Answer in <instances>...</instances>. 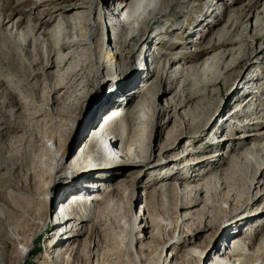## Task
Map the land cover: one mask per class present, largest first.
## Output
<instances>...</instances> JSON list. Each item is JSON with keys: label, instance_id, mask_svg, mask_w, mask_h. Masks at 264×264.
Here are the masks:
<instances>
[{"label": "bare ground", "instance_id": "obj_1", "mask_svg": "<svg viewBox=\"0 0 264 264\" xmlns=\"http://www.w3.org/2000/svg\"><path fill=\"white\" fill-rule=\"evenodd\" d=\"M57 1L60 4H65V6H59L58 3L54 5V2H52L49 4L50 8L46 9V11L33 9V13H38V15L32 17L33 14H29L28 16H30V19L27 23L24 16H19L14 22L12 20L9 21L7 25L5 21L2 22L0 19V28L12 25V31L10 30L11 33H7L9 38L13 36V30L16 31V34H14V43L17 45L20 52L22 50V55L31 56L33 59L31 62L33 63H37L38 60L41 61L39 62L40 66L32 69L31 73L28 75L27 84L31 86L34 91L38 88L40 89V86H42L41 93L43 94L42 96L45 97V102H43L44 104L41 105V108L35 110L33 108L34 112L27 113V124L31 127L29 130L26 129L24 123L20 124L13 118V114H16V112L20 110L21 105L18 104L14 98H9V100H7V103L10 102V105H15V109H11V115L13 117L9 118V122L0 120V143L5 141L6 138H9V136L10 138L18 136L17 133L21 130H24L25 134L22 137L18 136L19 141H21L18 142L20 144L27 141V145H33L34 142L36 144V142H40L42 139V146H40L42 148L41 152L45 153L41 154L42 156H46L50 162L49 165H47L48 167H46L48 172L45 175V182L48 178L51 180V167L54 166L56 168L55 165L57 162H61V156L58 157V155L61 153L64 141L61 137L55 136L52 133L49 134L48 132L46 136L43 134L46 139L44 140L41 136L42 134H37L38 131L36 133L33 132L32 125L34 126L40 120H45V117L49 114L52 115V113L57 116L55 119L61 122H67L69 119V128L73 123L69 114H72L71 112L74 113L77 106L71 107V112H64L65 108L61 110V106L63 107L69 98L70 91L72 92L73 88L76 89L70 83L71 81L68 80L71 76H69V73V77L61 76V73H63L62 70L66 65L69 62L75 65L77 61H80L79 57H81L82 54V56L88 55L90 59L89 62L92 65V69L89 71V74H87V77L89 76L88 81L90 79V74L93 73L94 78L96 77L98 80L97 82H99L102 88L111 82L115 84L114 87L119 90L120 88L124 89L123 84L129 78L127 71L125 72L124 69H121V61H123L125 49L129 46L131 41L137 40L139 41L140 47L146 46L143 47V59H140L138 62L139 64L146 62V58L150 56L151 53L149 51L152 48L154 53L152 60L153 64H146L145 70L142 72L147 73L146 79L138 83V85L137 83L132 84L133 87L131 89L136 88L134 94H132L133 91L130 93H124L123 91L121 95L114 97L111 100L112 108L99 116V122L92 123L93 118L96 116L95 110H92L89 114L79 119L78 130L75 131L71 141V149L76 146L79 151L78 154H75L72 162L68 166L70 170H68L67 180H65L64 184L75 182L77 178H79V174L81 173H78L76 168L79 157L90 153H93L95 156L104 155L105 157H111L100 169L114 168L116 171L113 172L112 175H117L118 177L112 180L111 183L103 189L105 190V194L98 193L102 191L101 186L103 184L110 182L105 175H103V179L101 180V186L99 185V180L89 182V180L86 179V182L82 183L79 188L71 190L66 199H59L54 210L56 193L57 190L60 189V187L56 185L57 187L55 188L53 196L45 200L47 203L50 201L51 211L52 209L54 210L53 213L55 216L53 220L51 219V224L53 227L56 226L57 229L55 228L56 231L52 236L53 239L49 240L46 244L45 250H47V253H44V255L40 257V264H107L106 258L104 257L103 239V236L106 235V228L104 229L103 227V220H100V213L104 211L105 206H108L112 202V195H115L114 197L123 195L121 192L122 187H116L114 184L117 180L123 178L124 175L138 173H143L144 175L153 174L157 170L162 171L163 175L162 177L158 176L160 179L157 178L156 181L153 182L152 186L156 187L151 191V194L160 195L166 191H171V188L175 187L177 195L176 208L179 209L178 215L176 216L177 221L176 224H173L171 221V223L169 222L165 227H162L160 222L151 213H148V215H146L147 217L143 216L142 208L139 215L132 216L133 228L131 229L132 239L129 254H132L135 264L151 263L150 246L157 238L161 237L163 233L168 236L167 241L162 244H157L155 253L156 262L152 264H264V233L262 234L263 230H261V228L258 230V235L248 234V232L244 230L245 227L240 231H234V233H239L231 240L230 244L225 246V243H223L221 246L213 247L212 254L208 252V246L204 245V242L198 241L202 235V231H209L211 227L210 223L206 220L205 222L201 221L198 225H195L194 220L197 218L196 214L205 215L207 213L206 209L209 206H214V198L219 195L222 197L226 194L228 196L227 200L231 203L239 199H230L232 195L229 190L228 175L231 173L232 168L220 169V167L227 163V161L223 159V157L226 156L222 153L221 155L217 152L214 153L215 155H213V157L219 156V158L211 161L209 159L205 162L209 164L212 161H217L215 165H210L211 169L208 170V172L201 168L194 173H192L191 170L198 166L195 162L206 160L210 157L204 155H187V157H185L184 154L174 156L178 151V147L173 145L175 140H178L176 144H179L181 149L185 144L193 142L194 137L191 136L193 131L190 128L193 124L184 123L189 133H181V137L176 136L172 142L168 143L170 146L162 148L157 158L158 161L156 159L151 160V156L148 155L149 149L148 147L146 148L147 138L145 135L147 128L145 123L148 125V120L145 118L147 108L146 99L148 94H153L151 89L154 88V86H152L154 80L149 85L143 86L147 78L156 71L157 67L155 64L163 56L161 55L163 53L162 51L156 52L158 47L156 48V45L153 44L157 39L156 37H160L162 33L154 31V33L156 32L154 36V33L151 34V31L160 19L162 20V18H165L169 14H162L163 10L168 7V2L166 0H73L71 3H68V0ZM209 2L212 8L219 4L216 5V0H209ZM237 3L236 0H233L220 3L219 5L223 7H220V9L222 8L223 10H225L226 7V10L233 8V12L236 13V9L239 10L238 8H234ZM263 5L264 0H252L246 9L251 11L249 12L251 13V17L254 16L255 13L256 24L261 22L260 15H264ZM85 8L88 9L84 10ZM98 10L100 11L101 20L96 17V12H98ZM86 17L89 18L85 20ZM238 18L240 19L237 21L236 27L241 26L243 23L242 18ZM24 24H26L28 32H23L25 29H21V32L17 34L20 27ZM111 28L114 29L112 35L110 36V34H107V38H105L104 33L106 35V30L108 33V30ZM100 31L103 32V34H101V39L96 40L98 36H100ZM260 38L261 36H254V40ZM11 40H13V38ZM30 42L33 46L32 49L25 47V45L30 46ZM231 42L235 43V41ZM263 51L264 50L260 53ZM205 53H207L206 60L203 62L198 61L192 64L193 62L191 61V63L188 64L183 60L180 62V60L174 59L168 69L165 67L162 71L159 68L157 71L155 82L158 83L160 80H164L169 85V92L176 88L178 90V92H176L177 95L180 94L181 96V102L174 108L176 112H179V108L183 107L184 103L198 97L197 92L193 94L188 93V91L192 90L189 86V76L193 72L206 70V66L210 62L214 63V57L211 58L208 56L209 51ZM104 64H107V66L110 64V75H108L109 77L106 76V78H102L101 76V69L104 67ZM79 66L80 63L75 65L74 68L77 67V70ZM137 69L134 68L135 71H138ZM83 75L82 78H84ZM254 81H256V77L252 78V80L246 84L247 89L241 94L246 93L249 88H252L251 86ZM82 89H80V91ZM252 89L248 90L249 93L244 102L238 103L235 108H232L234 113L230 110L231 114L229 117L227 116V118L234 120V122L235 119L238 118L236 122H239L238 124L240 126L249 124L250 127L256 128L260 123L264 124V109L258 110V104L252 96L255 91H252ZM75 91L76 90H74V94ZM152 94L150 95L151 98ZM203 95L202 93V96ZM31 96L36 98L37 94L35 93ZM107 96H110V94L106 92L105 97ZM138 96L139 99L136 102ZM107 98L106 100H109L107 102H110V97ZM125 98L127 103L122 102ZM134 102L136 104L132 106ZM169 104H172L170 106H174L173 102ZM30 105H32V103ZM53 106L56 107L53 108ZM160 110L161 109H159V111ZM248 135L255 136L259 142H254L251 138L245 139L243 143L250 145L246 147L244 152L240 150L234 152L232 157H235L236 161L238 159L249 158L248 155L250 154L253 156L256 154L261 156L262 159L261 161L259 160V163L256 165L255 174L252 175L251 178L249 187L251 192L255 177L260 168L264 165V142H261L264 140V130L258 133L251 132L244 134L246 137ZM185 151L187 153V150ZM168 153L169 155H174L166 158ZM164 159L165 161H163ZM41 161H43L42 157ZM187 162L190 167H186ZM123 163H129L132 169H123ZM208 166L209 165L204 167L207 168ZM14 169V165L0 160V171L12 172ZM162 173L160 172L159 174ZM172 179L174 180L172 181ZM170 180L173 183L169 182ZM127 182L129 181L127 180ZM260 182L261 181H259V183ZM262 183H264V181ZM46 185L47 184L43 186ZM146 189L141 195L144 196L148 194ZM47 190L50 192L53 189H45V194L43 195L48 193ZM260 191L264 192V187L261 188ZM131 193L133 192L128 193L126 191L124 193V199H130ZM204 194H206V196H204ZM179 196L182 197L180 207H178ZM231 203L230 206L232 208L230 211L235 214L230 218L228 223L231 222V224H234L241 220V214H238L241 207L232 206ZM201 204H203V206L200 211L198 207L201 206ZM242 205L243 204H241V206ZM22 211L21 209L13 207L12 203L6 199H0V232L6 239L0 250V264H20L28 255L26 250H29L30 245L25 238L21 236L22 232L26 230L20 218L23 216ZM226 212H228V210ZM139 219L142 224L138 225L137 220ZM202 220H204V217ZM247 221L248 220L244 219L241 220L240 223L243 224ZM45 222L41 224L39 231L32 235V239L40 237ZM56 222L59 225H57ZM203 223L205 224L202 225ZM166 246L168 247V252L165 254ZM14 248L17 250L15 255L10 253L8 256L9 250ZM180 251H183L181 261L178 255ZM11 255L15 257V260L14 257H12L13 260L10 258Z\"/></svg>", "mask_w": 264, "mask_h": 264}, {"label": "rangeland", "instance_id": "obj_2", "mask_svg": "<svg viewBox=\"0 0 264 264\" xmlns=\"http://www.w3.org/2000/svg\"><path fill=\"white\" fill-rule=\"evenodd\" d=\"M72 1L73 0H68V3ZM166 1L168 2V7L163 10L162 14H169L155 24L151 34L156 31L164 35V31L160 29L161 26L168 21H174L175 28L172 30L173 34L171 37H175L174 41L178 42L177 35L182 37L186 34V39H181L182 44L172 45L170 47L166 46L168 49L162 50L163 53L161 55L163 56L155 64L157 67L156 71L147 78L143 86L149 85L154 80L152 83L154 88L151 89V92H153V94L151 93L152 98L150 96L151 94H148L146 99L147 108L145 118L148 120V125L145 123L147 127L145 132L147 138L146 148L148 147L149 149L148 155L151 156V160L156 159L158 161L157 158L159 157L161 149L170 146L168 143L172 142L176 136L181 137V133H189L185 125L193 124L192 127H190L193 131V134H191V136L194 137L193 142L185 144L181 149L180 145L176 144L178 140H175L173 145L178 147V151L175 155H169L168 153L166 158L181 154H184L185 157H187V155H204L210 157L206 160L195 162L198 166L191 170V172L194 173L201 168L208 172V170L211 169L210 165H215L217 161H212L209 164L205 162L209 159L211 161L219 158V156L213 157V155H215L214 153L217 152L220 153V155L222 153L226 156L223 157V159L227 161V163L220 167V169L232 168L231 173L228 175V185L231 188H229V190L232 195L230 199L239 200H234L231 203L227 200L228 196L226 194L222 197L219 195L214 198V206H209L206 209L207 213L205 215L196 214L197 218L194 220L195 225H198L201 221L205 222V220L210 223L211 229L209 231H202V235L198 241L204 242V245L208 246V252L212 254L213 247L221 246L223 243L230 244L231 240L239 233L236 232L234 234V231H240L245 227L244 230L247 231L248 234L258 235V230L261 228V230H263L262 234L264 233V192L260 191L261 188L264 187V183H262L264 181V165L260 168L255 177L251 192L249 190L252 175H254L256 171V165L262 158L258 154L255 156L250 154L248 155L249 158L235 161V157H232L234 152L238 150L244 152L246 147L250 145L243 143L245 139L251 138L254 142H259L255 136L248 135L246 137L244 134L261 132L264 130V124L260 123L256 128L250 127L249 124L240 126L238 124L239 122H236L238 118L235 119V122L227 118V116L229 117L231 114L230 110L234 113L232 108H235L238 103H242L247 99L249 89L253 88L254 90L252 89V91H256L255 87L264 86V51L260 53L264 50V15H260L261 22L256 24L255 13L254 16L251 17V13H249L251 11H248L249 9L246 10L252 0H236L238 3L234 8L239 9H236V13L233 12V8L226 10V7V9L223 10V7L219 5L220 3L233 0H216V5L219 4L213 8L210 6L209 0ZM52 2H54V5L58 3L57 0H0V19L2 22L5 21L7 25L9 21L12 20L14 22L19 16H24L27 23L30 19V16H28L29 14H33L32 17L38 15V13H33V9L46 11V9L50 8L49 4ZM205 3L206 6L204 8ZM58 5L65 6V4L60 3H58ZM220 7L222 8L220 9ZM87 9L88 8H85L84 10ZM192 11L194 12L192 13ZM196 14L200 15V18L198 17L197 19L199 26L193 23L191 24V22L188 21L190 23H188L185 28L183 24L185 23V19L190 16L191 20L194 22V19L197 18V16H195ZM96 17L101 20L99 10L96 12ZM238 17L242 18L243 23L241 26L236 27L235 25L240 19ZM88 18L86 17L85 20ZM205 23H207V25L204 30ZM11 29L12 25L0 28V120L9 122V118L13 117L11 115V109H15V105H10V102L7 103V100H9V98H14L18 104L21 105V108L16 114H13V118L20 124L24 123L26 129L29 130L31 127L27 124V113L34 112L33 108L34 110L41 108V105L45 102V97L42 96L43 94L41 93L42 86H40V89L38 88L39 90L37 89L34 91L31 86L27 84L28 75L31 73L32 69L40 66L39 62L41 61L38 60L37 63H33L31 62L33 61L31 56L22 55V50L20 52L17 45L14 43V34H16V31L13 30L14 34L11 38L7 36V33H11ZM21 29H25L23 32H28L26 24L20 27L17 34L21 32ZM112 31H114L112 28L108 30V33L106 30V35L104 33L105 38H107V34L111 36L113 33ZM156 32L153 34L154 36ZM101 34H103L102 31H100V36H98L96 40L101 39ZM198 35L200 38L195 42ZM255 35L261 36V38L254 40ZM12 38L13 40H11ZM156 38V41H158L159 36ZM231 41H235V43ZM25 47L28 49L33 48L31 42L30 46L25 45ZM143 47L144 46L140 47L139 41L134 40L131 41L129 46L125 49L123 61H121V69H124L125 72L127 71L129 78L123 84L124 89L120 88L117 90L116 87H114L115 84L111 82L102 88L99 82H97L98 80L96 77L94 78L93 73L90 74V79L88 81L89 76L87 77V74H89V71L92 69L88 55L82 56V54L81 57H79L80 61L78 62L76 60L77 64L80 63L79 69L76 70L77 67L74 68L77 64L74 63L75 65H73L69 62L62 70L64 74L61 73V76L69 77L71 75L69 79H67L71 81L70 83L76 88L73 89L78 91H75V95L72 89V92L70 91L71 94L69 93V98L67 97L68 100L66 104L63 105V107L61 106V110L65 108V110L63 109L64 112H71V107L77 106L76 111L69 114L73 123L69 128V119L67 122H61L56 120L55 118L57 116L52 113V115H47L48 117L46 116L45 120L38 121V119L36 120L38 121L37 124L34 126L32 125L33 132L36 133L38 131L37 134H42V138H44V135L46 136L48 133H52L55 136L61 137L64 141V146L62 147L61 153L58 155V157L61 156V162H57L55 165L56 168L52 166L50 169V174L52 176L51 180H49V178L46 182L44 180L48 172L46 167H48L47 165H49L50 162L46 156H42V154L45 153L41 152L42 148L40 146H42V139L40 142H36V144L34 142L33 145H27V141L20 144L18 142L21 141H19L18 138L25 134L24 130H21L17 133L19 137L13 136L14 138H10L9 136V138H6L5 141L0 143V160L8 162L15 167L12 172L0 171V199H6L12 203L13 207L24 211V213L22 211L23 216L20 218L26 230L22 232L21 236H23L30 245L29 250H26V253H28L27 257H25V260L20 264H40V257H42L44 253H47V250H45L46 244L49 240L53 239L52 236L56 231L55 228L57 229L56 226L53 227L51 224V219L53 220L55 216L53 211L59 199H66L70 191L79 188L82 183L86 182V179L89 180V182L99 180V185L101 186L103 175H105L110 182L103 184L101 186L102 191L98 193L105 194V190L103 189H105L112 180L118 177L117 175H112V173L116 171L114 168L100 169L111 157H105L104 155L95 156L93 153H90L79 157L76 168L78 173L81 174H79V178H77L78 181L76 180L75 182L64 184L65 180H67L68 170H70L68 166L72 162L75 154H78L79 151L76 146L71 149V141L75 131L78 130L79 119L89 114L92 110H95L96 116L93 118L92 123L99 122V116L112 108L111 100L114 97L121 95L123 91L124 93H130L131 91H133L132 94L135 93L134 91H136V88L131 89L133 87L132 84L137 83L138 85V83L143 82L147 75L146 72L142 73L145 70V65L153 64V48L149 51L151 54L146 58V62L138 63L140 59H143ZM207 51H209L208 56L211 58L214 57V63L210 62L206 66V70L193 72L189 76V86L192 90L188 91V93L193 94L197 92L198 97L184 103V106L179 108V112H176L174 108L181 102V96L180 94L177 95L176 92H178V90L176 88L169 92V85L164 80H160L158 83L155 82L158 69L160 68L162 71L165 67L168 69L174 59L180 60V62L183 60L188 64H190L191 61L193 62L192 64L198 61L203 62L206 60L207 53L205 52ZM134 68H138V71H135ZM109 71L110 64H108V66L104 64V67L101 69L102 78H106V76L110 75ZM82 75L84 78H82ZM255 77L256 81L253 82L252 88H249L246 93L241 94L247 89L246 84ZM80 89L82 90L80 91ZM106 92L110 94V96H107L110 97V102L106 100L108 99L105 97ZM35 93L37 97L33 98L31 95ZM202 93L204 94L203 96ZM138 99L139 96L136 102ZM122 102L127 103L126 98L123 99ZM168 102H173L174 106H170L172 104ZM31 103L32 105H30ZM135 104L134 102L132 106ZM54 107L56 106H53V108ZM159 109L161 110L159 111ZM50 115L51 118L49 119ZM185 122L186 124H184ZM44 140L46 139L44 138ZM208 141L209 143L206 145ZM261 142H264V140ZM183 150H187V153ZM41 157L43 161H41ZM163 161H165V159ZM122 165L123 169H132L129 163H123ZM207 165L209 166L205 168L204 166ZM188 166L190 167L187 162L186 167ZM160 172L162 173V171L157 170L154 173L152 172L153 174L144 175L143 173H138L124 175L123 178H120V180H117L114 184L116 187H122L121 192L123 195L119 197H114L115 195H112V202L108 206H105L104 211L100 213V220H103V227L104 229L106 228V235L103 236V239L104 257L106 258L107 264H135L132 254H129L132 239L131 229L133 228L132 216L139 215L141 208L143 216L151 213L160 222L162 227H165L169 222L171 223V221L173 224H176V216L178 215L179 209L176 208L177 195L175 187L171 188V191H166L160 195L151 194V191L156 187L152 186L153 182L163 175V173L159 174ZM126 179L129 182H127ZM173 180L174 179H172V181ZM172 181L170 180L169 182ZM259 181L261 182L259 183ZM45 184L47 185L43 186ZM56 185H58L60 189L57 190L55 197L56 203L54 210L52 209L51 211V203L50 201L47 203L45 199H50L53 196L55 188L57 187ZM47 188L53 190L50 192L47 190L48 193L43 195ZM145 189L148 194L143 196L141 193L144 192ZM126 191L128 193L133 192L130 195L131 197L129 196L130 199H124V193ZM204 196H206V194H204ZM181 198L182 197L179 196L178 207H180ZM230 203L232 206L241 207L238 214H241V220H248L247 222L241 224L240 220L234 224H231V222L228 223L230 218L235 214L230 211L232 208ZM241 204L243 205L241 206ZM202 206L203 204L198 207L200 211L202 210ZM227 210L230 213L226 212ZM203 217L204 220H202ZM43 222H45V225L40 237L32 239V235L39 231ZM57 222L59 223L58 220ZM58 223L57 225H59ZM137 224H142L140 219L137 220ZM204 224L205 223L202 225ZM167 238L168 236L163 233L161 237L157 238V240L151 244L150 264L156 262L155 253L157 244L164 243L167 241ZM4 240L6 239L0 232V250L3 247ZM167 248L166 246L165 254L168 252ZM16 251L15 248L10 249L8 256L10 253L15 255ZM182 252L183 251H180L178 253L180 261ZM12 257L14 256L11 255L10 258L12 259Z\"/></svg>", "mask_w": 264, "mask_h": 264}]
</instances>
